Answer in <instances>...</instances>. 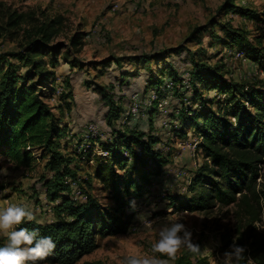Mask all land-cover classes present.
I'll return each instance as SVG.
<instances>
[{
  "label": "rangeland",
  "instance_id": "rangeland-1",
  "mask_svg": "<svg viewBox=\"0 0 264 264\" xmlns=\"http://www.w3.org/2000/svg\"><path fill=\"white\" fill-rule=\"evenodd\" d=\"M228 2L249 9L252 15L240 16L219 9ZM11 15L19 16L16 26L7 23ZM55 17H60L61 28L48 45L58 44L52 92L54 95L58 89L59 93L44 98V102L65 131L56 141L57 148L74 173V179L63 178L70 191L62 193L75 203L85 201L88 194L103 208L125 202L124 215L131 217L126 231L96 236V247L73 264H123L129 255L168 259L152 253L151 247L159 239L157 230L176 220L191 231L192 240L201 252L181 248L170 264L194 263L198 259L215 264L234 239L237 244L243 242L242 229L251 228L264 237V156L257 163L256 196H249V207L236 202L227 205L215 202L201 211H186L174 206L176 201H185L198 192L197 186L191 188V180L204 161L209 164L196 148L199 141L196 124L179 118L177 111L183 106L197 113L208 110L221 113L226 98L225 94L201 87L199 96H192L186 88L192 65L190 53L194 59L219 69L225 81L264 92V0H0V56L20 51L31 38L39 37L36 30L41 24ZM223 24L240 31L245 41L227 46L228 39L220 28ZM75 31L84 34L78 51L68 42ZM177 48L179 51H172ZM140 55L150 60L136 64L126 61ZM119 57L122 71L129 72L122 85L114 64L100 67L102 61ZM43 59L48 62L50 55L44 52ZM7 60L19 72L27 68L14 59ZM153 75L161 83L158 91L143 90ZM106 85L113 86L112 97L121 101L124 111L132 97L139 100L136 113L123 122L115 120L114 126L121 128L122 123H128L154 135V148L161 155L153 159L147 156L146 168L141 170L135 165L123 170L113 168L116 175L113 179L119 181V188L129 179L145 178L137 193L131 189L126 193L119 188L114 190L95 176L97 166L106 161L97 152L103 149V142L109 141L111 130L104 119L107 105L97 88ZM152 95L156 96L154 101L149 100ZM148 115L151 120H147ZM90 123L100 132L98 139L88 131ZM31 154V164L24 167L0 153V209L23 206L34 216L29 222L43 224L54 220L56 201L45 198L42 186V178L51 177V172L44 168L47 152L35 147ZM131 200L136 201V211L129 208ZM138 215L152 221V231L143 228L136 219ZM8 242L0 233L2 247Z\"/></svg>",
  "mask_w": 264,
  "mask_h": 264
},
{
  "label": "trees",
  "instance_id": "trees-1",
  "mask_svg": "<svg viewBox=\"0 0 264 264\" xmlns=\"http://www.w3.org/2000/svg\"><path fill=\"white\" fill-rule=\"evenodd\" d=\"M219 9L232 11L240 16L252 15L249 9L236 7L231 2L225 3ZM18 21L19 16L11 15L7 23L16 26ZM60 28L61 19L55 17L41 24L36 30L39 37L31 38L20 51L7 52L0 56V153L9 161L27 167L33 160L31 150L39 148L47 152L44 168L51 172L50 178H42V186L45 198L49 202L56 201L53 205L54 220L43 224L25 221L16 226V229L23 227L36 230L39 236L51 237L55 242V250L36 264H73L96 247V236L115 235L126 231L131 218L124 215L125 202L121 201L113 208H103L88 194L85 201L75 203L62 193L70 191L69 184L63 178H73L74 173L68 167V160L57 148L56 141L65 131L60 128L44 102V98L54 96L52 90L59 54L58 44L48 45V42ZM220 28L228 39L227 46L245 41L243 34L230 25L223 24ZM83 35L80 31H75L69 37V45L75 51L79 50ZM174 50L179 51V48L172 51ZM44 52L50 55L48 62L43 59ZM250 55L252 54L248 53L247 56ZM7 58L14 59L27 68L19 72ZM189 58L192 65L186 88L191 91L192 96L197 98L198 89L201 87L207 91L215 90L225 94L226 98L224 106L220 108L221 113L209 110L197 113L190 109L185 110L183 106L177 111L179 118H187L196 124L195 132L199 136L196 148L200 149L209 164L204 161L191 180V188L197 186L198 192L185 201H176L174 206L186 211H201L215 202L221 205L236 202L249 207V196H256L254 183L257 163L264 156V92L247 88L240 83L225 81L219 69L194 59L193 53H190ZM250 58L255 60L254 55ZM149 60V57L143 55L126 59L135 64ZM121 61L120 57L111 58L110 61H102L104 64L100 66L103 69L110 63L114 64L119 72L118 80L122 81L120 85L129 76V72L122 71ZM47 65L50 68H46ZM179 81L180 79L177 80ZM160 84V80L153 75L147 79L143 90L152 88L158 91ZM46 86L50 90L48 93L45 91ZM106 86L108 87L97 88L102 102L107 105L104 119L111 128L109 141L101 144L108 157L105 163L97 166L95 176L106 183V186L117 190L120 184L113 179L116 176L113 168L123 170L126 166L132 168L135 165L141 170L146 168L147 156L153 159L161 155L154 148V135L128 123H122L121 128L114 126L113 122L120 120L124 109L120 105L121 101L116 102L112 97L113 86ZM147 120H151L149 115ZM144 181V177L129 179L119 189L124 193L129 189L137 193ZM240 234L243 242L239 245L246 248L245 256L251 257L254 264H264V237L251 228L242 229ZM185 264L206 263L198 259L194 263L186 261ZM239 264H247V261L241 260Z\"/></svg>",
  "mask_w": 264,
  "mask_h": 264
},
{
  "label": "clouds",
  "instance_id": "clouds-1",
  "mask_svg": "<svg viewBox=\"0 0 264 264\" xmlns=\"http://www.w3.org/2000/svg\"><path fill=\"white\" fill-rule=\"evenodd\" d=\"M131 211H136L135 200L129 201ZM32 221L33 214L19 205H10L0 209V233H3L8 243L0 247V264H27V262H36L44 260L56 248L55 242L51 237L39 236L36 230L27 228L16 229L25 220ZM143 228L147 231L153 230V223L150 219L138 215L136 217ZM159 239L152 244L151 252L167 256L168 259L161 260L155 256L129 255L125 258L123 264H170L176 259V254L181 248H187L192 253H200V246L193 242L192 233L186 226L176 220L169 222L158 230ZM246 248L242 245L233 243L229 249L223 253L219 261L215 264H239L241 260H246L247 264H254L251 257H246Z\"/></svg>",
  "mask_w": 264,
  "mask_h": 264
},
{
  "label": "built area",
  "instance_id": "built-area-1",
  "mask_svg": "<svg viewBox=\"0 0 264 264\" xmlns=\"http://www.w3.org/2000/svg\"><path fill=\"white\" fill-rule=\"evenodd\" d=\"M58 93H59V90L57 89L54 95H57ZM155 98H156L155 95H152V96L150 97V99H149V97H148V99H149L150 101H154ZM138 104H139V100H138L136 97H132V98L130 99L129 104L127 105L126 110H125L124 113L121 115V117H120V121L123 122V121H125V120L127 119V117H129V116H133V115L136 113L137 109H138ZM157 105H158V106H161V103H158ZM88 131L90 132L91 135L94 134V136H95L96 138H99L98 136H100V132H98V129H97L96 125L91 124V123L88 124ZM97 155H98L99 157H101V158H107V157H108V153H107V151H106V150H103V149H101V148H100L99 151L97 152Z\"/></svg>",
  "mask_w": 264,
  "mask_h": 264
}]
</instances>
